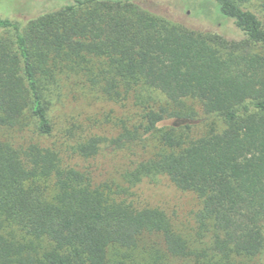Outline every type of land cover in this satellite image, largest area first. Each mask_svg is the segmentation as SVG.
Returning a JSON list of instances; mask_svg holds the SVG:
<instances>
[{
  "label": "trees",
  "instance_id": "1",
  "mask_svg": "<svg viewBox=\"0 0 264 264\" xmlns=\"http://www.w3.org/2000/svg\"><path fill=\"white\" fill-rule=\"evenodd\" d=\"M72 1L25 25L0 18V264H145L133 257L139 248L152 255L148 264L263 255L264 51L253 49L264 48V23L251 0H210L243 36L220 45L130 0ZM65 75L119 104L138 86L174 105L195 99L225 128L191 139L189 126L163 125L181 111L149 110L109 146L147 136L153 152L126 171L127 186L97 184L44 144ZM106 141L89 137L73 151L89 159ZM153 175L199 199L192 239L162 209L131 200L130 189Z\"/></svg>",
  "mask_w": 264,
  "mask_h": 264
},
{
  "label": "rangeland",
  "instance_id": "2",
  "mask_svg": "<svg viewBox=\"0 0 264 264\" xmlns=\"http://www.w3.org/2000/svg\"><path fill=\"white\" fill-rule=\"evenodd\" d=\"M131 3L150 15L168 24L204 35L212 44L220 45L228 41L240 42L243 36L230 19L223 17L218 5L210 0H130ZM72 0H0V18H8L25 25L39 15L51 13ZM248 7L264 23V0H251ZM255 52L264 48L254 47ZM55 97L51 101L50 115L54 130L52 136L44 140L47 146L60 151L65 163L88 172L95 183H109L127 186L126 171L136 163L148 158L153 152L154 142L145 137L144 143L115 149L109 146L126 127L144 124L142 119L149 110H179L186 116L170 117L163 125L189 126V137L196 139L210 130L221 132L225 125L216 115L203 112L200 103L186 98L178 105L169 102L157 90L138 86L124 103L106 100L100 94L79 85L71 76H59L55 83ZM100 137L103 143L97 155L89 159L77 157L73 151L76 143L89 137ZM131 200L139 206L157 207L166 212L183 236L192 239L196 224V214L201 208L199 199L191 192H183L174 187L163 175L143 177L130 189ZM116 258V253L110 256ZM135 260L148 264L152 255L139 248L134 253ZM234 264H264V254L256 257H239Z\"/></svg>",
  "mask_w": 264,
  "mask_h": 264
}]
</instances>
